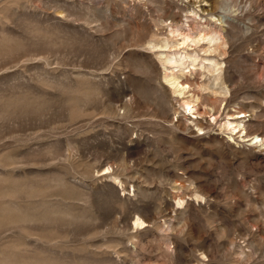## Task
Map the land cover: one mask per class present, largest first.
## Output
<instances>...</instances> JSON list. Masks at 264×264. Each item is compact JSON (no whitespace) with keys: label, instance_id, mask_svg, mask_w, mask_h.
<instances>
[{"label":"rangeland","instance_id":"obj_1","mask_svg":"<svg viewBox=\"0 0 264 264\" xmlns=\"http://www.w3.org/2000/svg\"><path fill=\"white\" fill-rule=\"evenodd\" d=\"M0 264H264V0H0Z\"/></svg>","mask_w":264,"mask_h":264},{"label":"bare ground","instance_id":"obj_2","mask_svg":"<svg viewBox=\"0 0 264 264\" xmlns=\"http://www.w3.org/2000/svg\"><path fill=\"white\" fill-rule=\"evenodd\" d=\"M172 32H174V31H172ZM187 35V34H186ZM213 35V34H212ZM212 35H210L209 34V36H212ZM204 36H205V34H204ZM187 37H189V36H187ZM186 37V38H187ZM204 37L202 36V39H203ZM211 38V37H210ZM213 38V37H212ZM188 39V38H187ZM186 40V39H185ZM186 41H188V40H186ZM165 45V44H164ZM186 56H188V57H190V58H193L194 60H196V58H197V56L196 57H194V55L192 56V55H190V54H188V55H186ZM172 57V56H171ZM168 60V62L169 63H174V64H179V63H181L182 62V60H183V57H181V59H177V58H167ZM185 59H187L186 57H185ZM167 63V62H166ZM217 69V68H216ZM215 70V69H214ZM213 70V71H214ZM176 78V77H175ZM175 80V79H174ZM186 83V82H185ZM185 83L183 82V83H181L182 85H185ZM184 88H185V86H184ZM186 89V88H185ZM185 89H181V91L182 90H185ZM183 92V91H182ZM185 92V91H184ZM184 105L186 106V110H189L191 113H194L193 112V110H194V108H195V106L193 105V103H192V101L191 100H184ZM227 128H229L233 133H236V132H240V131H242V130H244V125H243V122H241V121H231V120H228V124H227ZM245 131V130H244ZM242 134H245V137H247V136H249L248 134H246V132H243ZM253 143H258V142H260V141H262V138H260L259 139V137L256 135V136H253L251 139H250ZM139 221V222H138ZM143 224V221H141V220H137L136 222H135V224Z\"/></svg>","mask_w":264,"mask_h":264}]
</instances>
